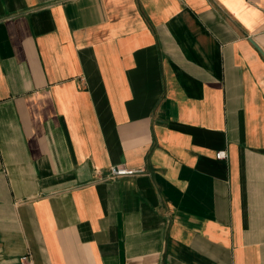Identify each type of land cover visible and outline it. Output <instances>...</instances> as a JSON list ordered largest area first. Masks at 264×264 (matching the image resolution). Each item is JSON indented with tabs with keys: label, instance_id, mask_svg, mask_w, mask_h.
Returning <instances> with one entry per match:
<instances>
[{
	"label": "crops",
	"instance_id": "0c3cea01",
	"mask_svg": "<svg viewBox=\"0 0 264 264\" xmlns=\"http://www.w3.org/2000/svg\"><path fill=\"white\" fill-rule=\"evenodd\" d=\"M23 257L264 264V0H0V264Z\"/></svg>",
	"mask_w": 264,
	"mask_h": 264
},
{
	"label": "built area",
	"instance_id": "2783aa9c",
	"mask_svg": "<svg viewBox=\"0 0 264 264\" xmlns=\"http://www.w3.org/2000/svg\"><path fill=\"white\" fill-rule=\"evenodd\" d=\"M216 158L218 159H224L226 158L225 153L223 152H218L216 154ZM133 171L132 170H128L127 168L124 167H113L109 170V175L113 176V177H120V176H125V175H130L132 174ZM23 264H30V262L26 259V257H23L21 259Z\"/></svg>",
	"mask_w": 264,
	"mask_h": 264
}]
</instances>
